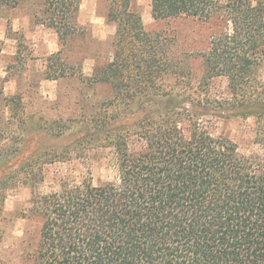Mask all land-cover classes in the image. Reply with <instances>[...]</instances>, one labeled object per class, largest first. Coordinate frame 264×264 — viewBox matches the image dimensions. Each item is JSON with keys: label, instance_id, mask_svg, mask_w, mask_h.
<instances>
[{"label": "trees", "instance_id": "1", "mask_svg": "<svg viewBox=\"0 0 264 264\" xmlns=\"http://www.w3.org/2000/svg\"><path fill=\"white\" fill-rule=\"evenodd\" d=\"M28 1L0 0V11ZM151 1L155 19L218 21L220 31L202 54L199 88L157 90L179 74L177 64L187 75L191 69L175 58L168 37L146 29L133 0L110 1L108 17L118 26L114 53L96 67L94 84L111 85L112 105L132 91L134 75L147 90L131 94L135 122H125L127 113L99 130L112 149L113 179L69 177L33 197L30 211L41 229L24 264H264V0ZM40 2L36 21L64 44L80 32L82 0ZM3 50L0 40V58ZM74 75L64 67L49 77ZM219 77L227 79L229 96L210 90ZM23 110V97L6 95L0 84V247L7 190L45 181L43 167L16 169V154L5 148L25 120ZM206 115L253 117L262 151L241 153L230 138L213 134Z\"/></svg>", "mask_w": 264, "mask_h": 264}, {"label": "rangeland", "instance_id": "2", "mask_svg": "<svg viewBox=\"0 0 264 264\" xmlns=\"http://www.w3.org/2000/svg\"><path fill=\"white\" fill-rule=\"evenodd\" d=\"M110 1L82 0L80 32L65 44L53 28L36 21L35 13L42 9L40 0L0 11V40L4 43L0 84L6 95L23 97L25 119L17 122L12 138L3 148L16 154V169L43 167L45 173V181L38 186L16 185L7 190L8 219L0 247L1 264H24L28 242L32 243L30 249L38 244L41 218L30 211L35 195L58 190L61 180L69 177L90 174L97 182L115 176L110 163L112 149L104 146L107 143L99 130L107 120L121 119L127 113L125 122L134 121L131 94L144 93L147 85L141 76L134 75L132 91L112 105L108 103L113 94L111 85L94 84L96 67L114 53L118 26L108 17ZM133 9L142 16L148 31L169 38L175 58L191 69V75H187L184 67L177 64L175 70L180 76L172 74L157 90L195 93L205 73L202 54L208 50L213 34L220 31L218 21L186 16L155 19L151 0H133ZM64 67L75 71V75L49 77ZM210 90L216 96H229L227 79L215 78ZM142 103L148 106L150 102ZM202 119L214 135L234 141L241 153L262 151L256 142L253 117L206 115ZM19 147L21 153L17 152Z\"/></svg>", "mask_w": 264, "mask_h": 264}]
</instances>
